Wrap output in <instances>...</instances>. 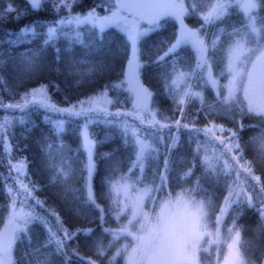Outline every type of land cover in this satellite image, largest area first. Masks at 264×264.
I'll return each instance as SVG.
<instances>
[{
	"label": "snow or ice",
	"instance_id": "6c2138e0",
	"mask_svg": "<svg viewBox=\"0 0 264 264\" xmlns=\"http://www.w3.org/2000/svg\"><path fill=\"white\" fill-rule=\"evenodd\" d=\"M46 2L28 0L32 11H40ZM52 2L54 11L65 9L67 15L44 25L33 22L19 31L7 32V39H0V49L6 44L11 53L12 49L38 38H42V46H55L61 39L83 45L86 43L85 27L96 33L87 38V47L93 48L97 44L102 47L106 29L115 26L130 43L131 55L122 73L123 79L66 107L52 100L48 84L27 90L15 103L4 104L0 99V109L19 110L21 113L17 122L8 118L0 121V148L8 157L7 178L15 182V186L6 185L10 204L6 221H0L3 223L0 228V264H17L13 253L17 245L25 241V251L19 257L21 264H54V256L62 257L65 264H69L73 256L82 264H97L96 260L80 255L77 249H72L71 253L68 251L69 241L80 235L91 238L95 229L70 231L66 228L55 208L46 207V202L35 196L40 186L28 178L26 158L12 162L13 144L9 142V137L15 136L12 129L18 123L30 133L32 128L27 127L32 123L30 116L38 112L42 113V122L50 126L49 133L43 135L40 141L41 167L50 173L49 185L60 189L55 194L66 201L69 210L77 216L87 218L89 210H98V227L103 234L111 235L112 242L131 238V250L128 251L125 245L117 249L111 259L106 253L112 242L105 247L102 240H97L95 255L101 264L105 259H108V264H113L121 252L127 253V264H203V261L211 260L209 249L219 243L222 227H226L231 240L225 264H255L246 254L249 242L242 238L243 229L238 226L237 220L246 208L253 209L258 216L255 230L264 232V199L253 198L259 182V177L253 175V169L257 164L264 165V131L249 142L242 143L240 131L245 127L243 124L233 130L209 120L200 128L195 120L184 123L182 120L184 107L194 100H199L205 116H227L235 122L239 111L242 117L255 115L264 118V19L256 15L264 6V0H206V3L205 0H188L187 4L185 0H99L83 14H73L75 0ZM233 7L242 13L243 19L239 25L229 27L226 21L233 16ZM97 8H104L106 14L100 15ZM12 13H16L15 19L19 20L28 14V10L21 11L10 4L7 9L0 10V19ZM193 14L202 20L199 28H189L184 23V18ZM168 18L179 22V32L173 41L164 40L156 45L157 54L152 59L151 53L141 47V41L160 29L161 22ZM142 23H146L147 27L142 28ZM41 28L43 31H40ZM213 28L214 31L210 30ZM185 48L194 51V63L182 54ZM55 51L59 63L60 49L55 47ZM30 52L26 49L21 54L25 71L29 73L40 67L36 53ZM144 56L149 58L144 60ZM9 59L11 55H0V84L5 83L2 71ZM148 64L159 69L165 94L172 100L180 118L174 121L162 115L158 118V109L152 107L154 94L140 79L141 70ZM221 64L223 68L219 76L227 75L226 84H220L214 74ZM81 65L87 67L82 68ZM106 67L102 62L96 63L87 58L73 59L67 63V74L76 77L74 85L79 86L106 70ZM206 86L215 91L212 102H208L204 95ZM123 91L132 101L131 110L119 107L126 102L119 97ZM110 92L117 95L110 96ZM74 120L83 121L81 145L69 155L71 150L62 137L66 126ZM100 122L114 129L115 134L121 137L125 150L131 149L128 173L114 180L117 165L110 170L112 174L102 180L110 199L107 209L97 202L93 186L97 171L95 148L109 139L106 134L104 140H97L90 131L91 124ZM182 130L187 133L186 141L181 140ZM250 144L257 154L252 160L245 155ZM185 147L191 151V159L177 160L174 153ZM81 152L86 155L84 161L79 160ZM112 155L105 153L104 158L109 159ZM177 163L188 165L187 170L177 171ZM197 167L201 169L200 175H196ZM173 172H176V183L181 186V191L175 196L166 191ZM146 173L150 175L149 182L143 188H137L138 184L148 179ZM249 177L257 184H252ZM77 180L81 181L80 187L74 186ZM205 183L209 187H204ZM186 184L192 186L185 187ZM221 190L226 194L217 204ZM259 191L264 193V187ZM157 194H160V199H157ZM146 202L158 204L159 210L146 211ZM125 214H128L127 223L120 224L116 229L105 226L108 223L106 216L120 221ZM212 216H215L214 221ZM226 219L232 221L231 226H227ZM210 223L214 231L209 230ZM34 225H40L45 230L44 240L35 245ZM205 237L208 239L205 240ZM48 249L51 250L45 251Z\"/></svg>",
	"mask_w": 264,
	"mask_h": 264
},
{
	"label": "trees",
	"instance_id": "16d2710c",
	"mask_svg": "<svg viewBox=\"0 0 264 264\" xmlns=\"http://www.w3.org/2000/svg\"><path fill=\"white\" fill-rule=\"evenodd\" d=\"M99 0H75L72 7L73 14H83L89 9L93 8ZM12 5L14 8L24 11L28 10V14L24 15L21 19H15L16 13L8 14L3 19H0V39H7L6 33L9 31H19L23 26L32 24L36 22L37 24L44 25L53 22L60 17L67 15L65 9H60L59 12L54 11L52 0H47L43 4L40 11H32L29 7L28 0H0V10H5ZM97 12L104 14V8H97ZM261 13L264 16V7L261 9ZM201 24L202 20L198 15H188L187 20L191 24ZM162 27L157 31L150 33L148 36L144 37L141 41V47L146 51L151 53V58L154 59L157 54L156 45H159L161 41H173L175 35L178 34V24L172 19H166L161 22ZM214 31L215 29H210ZM43 31V28L40 29ZM86 37V43L74 44L69 43L63 39L57 42L55 46H42L41 39L38 38L31 43L23 44L20 47L14 48L9 53L8 46L5 44L3 48L0 49V55L8 57L11 55V59L8 60L6 66H4L2 74L5 78V83L0 84V99H2L4 104L15 103L21 97V95L29 89L38 87L40 84L49 85V94L52 100L61 107H66L70 103H75L80 99H84L91 96L99 91H101L106 85H111L113 82H118L123 79V71L126 69L127 60L130 55V43L124 33H122L118 28L111 27L106 29L103 34L104 39L102 47L97 44L93 48L87 47L88 37H93L96 35L95 30L88 27L83 29ZM55 47L60 49L59 56L60 62L57 63V52ZM97 48L99 50H97ZM31 50L35 52L38 61L37 63L40 67L35 72L25 71V62L21 58V54L25 50ZM30 52V54H31ZM162 54V53H161ZM185 58L194 63L195 53L191 48H185L182 53ZM87 58L96 63L105 64L106 70L100 72L99 74L85 80L81 85L75 86L74 80L77 79L74 76H69L67 74V63L73 59H83ZM149 57L144 56L142 59L147 60ZM80 67H87L86 65H81ZM223 64L219 65L214 72L218 75L222 70ZM58 69V70H57ZM159 69L152 64H148L141 70V82L147 87L154 95L152 98V103L163 113L169 117V121H174L180 118L179 112L175 111V105L172 100L165 94L163 87V82L158 75ZM58 85L59 87H55ZM207 94V101L212 102L215 100V91L210 87L204 88ZM110 96H115L117 93L110 92ZM119 97L121 100L126 102L119 107L122 110H131L132 101L128 97L126 91L120 92ZM110 110L115 111V108H110ZM5 114H14L21 116L19 110L10 109H0V121L4 120ZM184 119L182 123L188 122L189 120H195L196 126L203 128L209 120H213L217 124H223L227 128H232L233 130L239 129L240 124L245 125L244 129L240 131L241 142H249L252 137H257L264 131V118L255 115L241 116L239 111L235 116V122L231 117L227 116H205L204 111L201 110V105L199 100H194L184 107ZM32 121L27 127H31L32 131L30 133L25 132L18 123L14 131L15 136L9 137V142L13 144L12 159L18 160L26 158L28 163L27 173L28 178L39 184L40 188L35 192V196L46 202V207L55 208V210L61 216L64 226L70 231H74L77 228H92L95 229L93 236L91 238H85L83 235L77 236L75 240L68 242V251L71 253L72 249H77L80 255L85 258H92L97 261V264H101V260L95 255V242L97 240H102L105 247L112 242L111 235L103 234L99 225L98 210H89L86 213L87 218L84 215L77 216L72 211L69 210L68 203L58 197L55 193L60 191L59 188H54L49 185L50 173L45 171L41 167V149L40 141L41 137L49 133V125H45L42 122V113H34L30 116ZM131 119V117H129ZM82 120H74L66 126V131L63 133V141L71 150L69 155H72L81 145L80 130L82 126ZM139 123L138 121L136 122ZM97 123L93 124L91 128H95L92 133L95 134V139L104 140V130L103 128L97 127ZM35 125V126H33ZM255 126V127H250ZM168 130L166 129L165 132ZM181 140H187V133L182 130ZM55 140V137H53ZM194 147V145H193ZM254 146L249 145L246 149V158L252 160L257 154L253 150ZM131 149L125 150L122 146L121 137L116 134L113 137H109L108 141L102 144H97L95 148V160L97 164V171L93 179V186L97 202L101 207L107 209L110 204V199L108 198V189L102 184V180L105 176L112 174L111 169L114 166H119L118 170L113 174V179L115 180L121 174H127L130 166L129 153ZM105 153H112L113 155L109 159L104 158ZM177 160L184 158L186 160L191 159V151L185 147L174 153ZM79 160H86L85 153L81 152ZM79 167V164L75 165ZM188 165L184 163H177V171L183 172L187 170ZM196 175H200L201 169L197 167L195 170ZM253 175L259 177V182L257 186V191L255 194L257 200L264 199V193L259 191V188L264 187V165L257 164L253 169ZM15 176V173H13ZM148 179H145L141 185L144 187L150 180V175L146 173ZM176 172H173L169 179L168 188L166 191L171 192L173 196L177 192L181 191V186L175 181ZM8 177V157L3 155V149L0 148V221H6L10 200L6 194V185L15 186V182ZM194 179V178H193ZM249 180L252 184H257L256 181ZM27 182V179H25ZM81 181H74L75 187H80ZM185 187H191V184L184 185ZM204 187H209L207 183ZM226 193L221 190L219 191V200L217 204L222 202L223 196ZM160 194H157V199H160ZM31 203V202H30ZM19 205V204H18ZM153 211H157L159 208L158 204H153ZM43 212V209H37ZM108 223L105 225L111 229H116L123 224L122 220L116 221L110 216H106ZM212 221H214L215 216H212ZM258 216L255 210L245 209L243 214L237 220L238 226H241L242 238L249 242L247 255L255 261V264H264V232H257L255 229L257 227ZM227 226H231L232 221L226 219ZM3 223L0 222V228H2ZM214 227L211 223L209 228ZM227 231L226 227L221 228L222 237L220 241L224 242L226 240ZM45 238V230L40 225L33 226V244L42 242ZM219 241V244H221ZM27 241L24 244H18L16 250L14 251V257L17 259V264H21L19 257L23 255ZM216 245V244H214ZM112 247L108 248L106 253L108 259L112 258ZM51 249L45 250L50 251ZM108 259L103 260V264H108ZM54 264H65L62 257H53ZM69 264H82L81 261L77 260L74 256ZM113 264H121L120 261H113Z\"/></svg>",
	"mask_w": 264,
	"mask_h": 264
},
{
	"label": "rangeland",
	"instance_id": "374dc122",
	"mask_svg": "<svg viewBox=\"0 0 264 264\" xmlns=\"http://www.w3.org/2000/svg\"><path fill=\"white\" fill-rule=\"evenodd\" d=\"M188 0H185V3L187 4ZM205 3H206V0H205ZM264 6H262L263 8ZM231 12L233 13V16L228 20L226 21V24L230 27L232 24H237L239 25L241 22H242V13L239 12V10L235 7H233L231 9ZM100 15H105L106 13L104 14H101L99 13ZM256 15L258 16V18H262L264 19V16L262 15L261 13V10H258ZM168 19H171V18H168ZM174 20V19H172ZM175 22H177L178 24V32H179V29H180V25H179V22L174 20ZM195 22L197 23L196 25L195 24H191L189 23V21L187 20V16L184 18V23L189 27V28H199L200 27V24L198 23V20L195 19ZM115 27V26H114ZM142 28H146L147 27V24L146 23H142L141 25ZM130 55H131V45H130ZM129 55V57H130ZM214 74H216L214 72ZM217 75V74H216ZM217 78L220 82V84H226L228 82V78H227V75L225 76H219V74L217 75ZM208 87V89L211 87V86H206ZM205 87V88H206ZM197 90H201L199 88H197ZM204 95H206L207 97V94H206V90H204ZM243 99V97L241 96V100ZM152 107L158 109L153 103H152ZM158 118H160V115L162 116H166L164 115L163 113H161V111L158 109ZM21 116H17V115H14V114H5L4 115V119L5 118H8V119H12L14 122H17L19 120ZM168 117V116H166ZM169 118V117H168ZM131 120V119H129ZM170 120V119H169ZM17 124V123H16ZM95 124V123H93ZM91 124L90 125V131L93 130L95 128H91V126L93 125ZM97 127H100V128H103L104 130V136H106V134L109 135V137H113L115 134V131L114 129H112L111 127H108V126H105L102 122L100 123H97L96 124ZM167 133V132H165ZM15 159H12V162L14 161ZM15 163V162H13ZM138 170H137V175H138ZM137 188H143V186L141 184H138L137 185ZM121 199H123V195L121 194L120 196ZM253 198L254 200H257V196L255 194V192H253ZM153 204L151 203H147L146 202V208L145 210L146 211H153ZM19 207V205H18ZM25 210H27V208H25ZM159 210V208H157V211ZM154 212V211H153ZM127 219H128V214H125L124 216L121 217V220L124 223H127ZM3 227V226H2ZM209 230L211 231H214V227H210ZM226 234V240L224 242L220 241L221 244H216V245H212L209 249L210 253H211V260L208 261V260H205L203 261V264H225V257L228 256V244L231 243V240L228 238V234H227V231L225 232ZM221 237H222V234H221ZM208 237H205V240H207ZM112 245H114V248L112 250V257L115 255L117 249H122L124 248L125 245L128 246V251L131 250V246H132V241H131V238H121L119 241H115V242H112ZM14 255V254H13ZM202 256L204 255L203 253L201 254ZM114 261H120L121 264H127V253L126 252H121V254L119 256H116L115 257V260Z\"/></svg>",
	"mask_w": 264,
	"mask_h": 264
}]
</instances>
